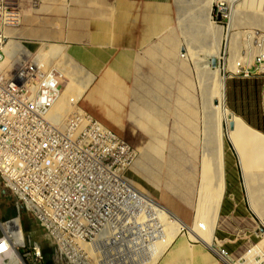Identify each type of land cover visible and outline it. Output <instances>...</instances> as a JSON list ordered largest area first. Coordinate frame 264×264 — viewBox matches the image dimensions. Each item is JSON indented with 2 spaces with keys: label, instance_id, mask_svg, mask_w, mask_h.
Listing matches in <instances>:
<instances>
[{
  "label": "rangeland",
  "instance_id": "obj_1",
  "mask_svg": "<svg viewBox=\"0 0 264 264\" xmlns=\"http://www.w3.org/2000/svg\"><path fill=\"white\" fill-rule=\"evenodd\" d=\"M2 1L6 11L13 10L17 14L18 23L13 26L15 28L20 27L21 30L27 31L25 27L34 26L40 30L46 28L48 24L60 25L55 19L47 18L46 10L40 9L41 0ZM175 1L177 5L175 23L141 49L135 63L134 75H131L130 81L123 83L126 85L124 94L127 97L124 99L127 102L124 106V116L131 114L135 118H146L149 117V111L153 110L156 114L152 115L158 116L160 128L153 130L150 137L142 130L134 128L131 122L124 120V129L115 131L137 150L136 158L141 155V150L147 142H160L152 144L158 147L155 152L150 149L148 153L149 158L157 162L147 160L146 157L142 160L148 169L153 170L151 177H154L155 184L136 174L131 165L126 171V177L133 187L146 192L166 209L170 210L167 207L169 206L175 207L180 213L187 211L191 219L186 223L176 213L177 211L170 210L184 223L191 225L202 166L199 127L202 102L199 79L202 73L195 62L203 59L206 54V28L199 15L201 1L203 3L204 0ZM217 1L220 0L213 3L210 18L215 26L225 29L232 19L231 16L215 17ZM247 1L248 3L246 0H238L236 12L247 13L255 9L256 15L233 16V25L227 40V43L233 46L239 67L236 70L225 68L226 58L229 56L228 48L223 50V58H218L216 65L219 64L221 67L226 107L251 128L264 134V0ZM6 34H9L8 30ZM189 34L193 39L192 43L189 41ZM15 36L20 37L22 43L34 51L42 41L61 44L58 40L64 35L46 33L37 36L20 32L7 39L15 40L17 38ZM187 43L193 45L190 50L193 52L194 61L185 51L184 56L179 55ZM168 50L172 51L170 55ZM257 58H261V61L258 62ZM141 110L146 113L143 112L141 115ZM188 123L193 127L190 128ZM222 145L225 186L215 228V236L218 238L216 244H220L226 250L232 262L263 264L259 263V253L244 252L257 244L264 246V226L260 223V220L264 221V205L262 216L259 217L251 207L246 194L237 150L226 136H223ZM262 147L264 148V142ZM11 199L6 189H0L1 216L14 211L13 208L9 210L5 208L12 206ZM223 201L224 205L234 203V210L232 208L226 213L222 212ZM163 222V217L159 216L158 225L162 226ZM21 227L23 233H28L31 240L38 243L42 256L40 264L65 263L57 258L53 245L26 215L21 219ZM177 239L190 240L184 232L178 234L174 240ZM192 243L202 246L196 241ZM217 260L221 262L218 258Z\"/></svg>",
  "mask_w": 264,
  "mask_h": 264
},
{
  "label": "built area",
  "instance_id": "obj_2",
  "mask_svg": "<svg viewBox=\"0 0 264 264\" xmlns=\"http://www.w3.org/2000/svg\"><path fill=\"white\" fill-rule=\"evenodd\" d=\"M215 4L216 18L230 17V2ZM17 23L16 12L6 11L0 0V189H6L13 201L5 208L14 209L0 214V264L9 261L13 247L17 264L41 263L38 243L23 233L24 215L64 264H79L80 238L108 247L139 243L141 233L153 238L157 209L126 177L137 150L83 108L73 110L80 98L69 97L64 109L54 107L66 79L60 60L49 56L40 65L25 54L27 47L5 52V30ZM90 123H99V130L90 132ZM131 197H138V204H131ZM116 203H123V210H116ZM30 208H41L43 217L55 220V228L70 232L73 249L62 247V237H50ZM216 241L211 252L226 264L229 254ZM260 253L259 263L264 264V252ZM92 263L104 262L92 257Z\"/></svg>",
  "mask_w": 264,
  "mask_h": 264
},
{
  "label": "bare ground",
  "instance_id": "obj_3",
  "mask_svg": "<svg viewBox=\"0 0 264 264\" xmlns=\"http://www.w3.org/2000/svg\"><path fill=\"white\" fill-rule=\"evenodd\" d=\"M222 1L230 2L232 9L230 15L232 19L231 23L229 21L225 29H222L220 26H215L211 21V9L215 0H204V2L202 3L201 1L200 4L201 13H199V15L206 28L205 40L207 45L204 58L195 62L202 73L199 79L202 101L200 110L201 116L199 115L202 166L191 225L184 223L176 215L172 214L168 209L151 198L146 192L134 187L142 194L143 199L157 209V222L156 225L154 224L156 230L153 231V238L150 239V234L148 233H141L142 241L139 240V243L127 241V243L121 247L118 245L108 247L102 244H87V238H80L77 241V251H80L79 264H96L92 263V257L104 262L103 264H156L159 257L167 247L170 246L175 237L182 232L188 235L190 243L194 241L199 242L208 246V248L214 252L216 249L214 241L218 239L215 236V228L225 186L223 171V136H226L237 150L243 182L246 187V194L248 195L254 212L259 217L262 216L264 205V148L262 147V143L264 142V134L251 128L242 118L226 107L225 85L223 76L221 75V67L218 66L219 64L215 66L211 64L212 58H215L217 62L218 58L224 55L223 50L228 48L229 56L226 58L227 62L224 65L225 68L236 70V68L239 67L236 61L237 57L233 53V46L227 43L230 36L229 31L233 25V16L247 15L249 17L252 14L256 15V13L255 9L253 12L247 11V13L236 12L235 7L238 5V0H220L221 3ZM246 3H248L247 0ZM8 31L12 32L11 30ZM6 36L12 38L10 35L6 34ZM190 36L191 34H189V41L192 43L193 39H191ZM192 47L193 45L191 44H185V47L182 49L183 52H180L179 55L184 56L185 51L188 56H190L191 60L194 61V57L192 56L193 52L191 51ZM13 49L24 50L26 46L23 45L20 40L7 39L4 46L5 52L12 51ZM27 51L28 52H25V54L29 56V59L31 61L33 59L36 60L40 65H45L48 61L47 57L49 56L59 58L60 60L59 63L62 66L61 72L66 79L63 83L64 88L61 95L54 105L55 108H66V100L69 97H81L82 91L87 84V79L81 69L68 58L63 50V45L41 42L36 50L32 51L27 49ZM71 89H73V91H70ZM80 109H82L80 102H74L73 110ZM188 125L190 128L193 127L191 123H188ZM183 128H185V126ZM98 130L99 123L89 124L90 132H97ZM150 149L155 152L158 147L152 146V144H146V146L142 148L141 155L138 158H136L138 154V152H136L132 160L133 162L130 165L133 167L136 174L145 178L149 183L155 184L154 177H151V175H153V170L148 169V167L142 163L143 157H146L147 160L153 161L154 163L157 162V160L155 161L149 158L148 153ZM152 167L154 168L153 165ZM131 204H138V197H131ZM116 210H123V203H116ZM30 215L36 220H39L40 227L45 231H49L50 237H62L61 245L63 248L73 249V237L70 232H67L66 229L55 228V220L43 217L41 208H30ZM159 216H162L164 219L162 226L158 225ZM260 221L264 226V221ZM18 236L19 238L22 237V231ZM263 248V245L257 244L244 253L258 254L261 252L260 255L262 254L263 256ZM8 255L10 256L9 261H4L2 264H17L18 254L14 247L11 248ZM1 260H3L2 256H0V262ZM226 264L240 263L232 262L231 259L226 257Z\"/></svg>",
  "mask_w": 264,
  "mask_h": 264
},
{
  "label": "crops",
  "instance_id": "obj_4",
  "mask_svg": "<svg viewBox=\"0 0 264 264\" xmlns=\"http://www.w3.org/2000/svg\"><path fill=\"white\" fill-rule=\"evenodd\" d=\"M40 2V9L47 11V18L55 19L60 25L48 24L46 28L40 30L35 29L34 26L25 27L27 31L17 26V28L10 26L6 28V32L11 30L12 32L8 31L11 37L20 32L37 34V36L46 33L63 34L61 40H58L61 44H52L63 45L68 58L81 69L87 79L80 97L81 108L116 134L118 133L115 130L124 129L123 122L126 120L131 122L134 128L142 130L151 137L152 131L160 128L158 116L152 115L156 112L150 110L149 117H141V119L131 114L125 117L124 106L127 102L124 99L127 97L124 94L126 85L123 83L130 81L131 75H134L135 63L141 49L175 23L176 1L41 0ZM15 40L21 41L20 37ZM171 53L172 51L168 50V54ZM140 112L143 115L145 111ZM159 143L147 142V144ZM167 207L171 211H177L175 207ZM232 208L234 210V203L224 205V201L222 202V212L226 213ZM176 213L186 223L191 219L187 211ZM201 245L190 243L189 240H174L156 264H222L208 246Z\"/></svg>",
  "mask_w": 264,
  "mask_h": 264
},
{
  "label": "water",
  "instance_id": "obj_5",
  "mask_svg": "<svg viewBox=\"0 0 264 264\" xmlns=\"http://www.w3.org/2000/svg\"><path fill=\"white\" fill-rule=\"evenodd\" d=\"M211 64L213 65V66H215L216 64H217V62H216V60H215V58H212L211 59ZM230 126H232V125H230ZM170 211V210H169ZM171 212V211H170ZM172 214H174L173 212H171ZM175 215V214H174Z\"/></svg>",
  "mask_w": 264,
  "mask_h": 264
}]
</instances>
